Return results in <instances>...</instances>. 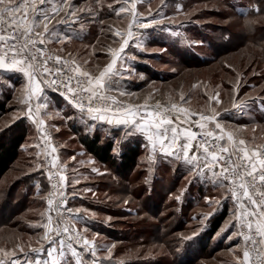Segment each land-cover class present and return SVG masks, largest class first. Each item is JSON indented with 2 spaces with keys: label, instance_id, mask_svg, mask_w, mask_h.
Segmentation results:
<instances>
[{
  "label": "rangeland",
  "instance_id": "374dc122",
  "mask_svg": "<svg viewBox=\"0 0 264 264\" xmlns=\"http://www.w3.org/2000/svg\"><path fill=\"white\" fill-rule=\"evenodd\" d=\"M164 2L167 7H162L161 0H138L137 11L142 17L150 18L158 10L174 17L175 23L164 24L180 35L153 27L141 30L143 50L134 46L135 40L130 41L133 46L126 52L136 59L129 58L127 65L134 71L119 78V90L135 95L119 98L139 104L147 99L153 108L159 102L164 109L175 103L194 113L215 107L227 131L235 132L250 145H264V108L259 104V98H264V0ZM75 3L93 9L81 14L82 28L79 22L71 27L75 35L84 33V40L48 45L97 72V66L102 70L110 62L108 46H118L114 40L119 38L113 37V31H126L129 20L117 17L108 8L109 4L119 8L116 0ZM176 5H182L181 11L177 12ZM253 5L261 11L250 10ZM12 79L15 90L0 77V134L8 135L17 125L24 127L25 137L0 180V248H16L21 255V248L28 253L39 246L44 232L40 225L46 222L48 212L45 191L36 188L43 180L42 149L35 147L40 144V131L18 111L24 78L15 74ZM113 93L118 96V92ZM215 94L219 103H215ZM49 97L52 103L45 111L55 113L51 119L45 118V127L51 132L50 145L57 148L62 174L69 182L79 181L68 188L71 194L73 189L77 193L71 207L89 210L83 214L85 221L76 226L80 230L87 227L84 235L98 245V258L103 264H235L242 256L236 247L243 246L242 239H227L236 229L220 233L225 222L233 218L234 208L231 199H224L223 189L211 181L193 179L185 166L163 157L158 148L153 152L146 147L143 137L125 135L124 126L81 120L79 113L57 95L49 92ZM234 100L248 101L251 107L233 109ZM67 116L73 119L62 118ZM72 125L90 134L96 130L117 148L131 138L142 150L137 165L128 174L114 173L109 164L99 162L79 144ZM117 152L115 149L114 154ZM86 188L92 191L84 192ZM206 197L211 200L206 201ZM224 208L226 216L212 231L211 221ZM109 248L110 254L106 251ZM91 259L86 255V260Z\"/></svg>",
  "mask_w": 264,
  "mask_h": 264
},
{
  "label": "snow or ice",
  "instance_id": "6c2138e0",
  "mask_svg": "<svg viewBox=\"0 0 264 264\" xmlns=\"http://www.w3.org/2000/svg\"><path fill=\"white\" fill-rule=\"evenodd\" d=\"M116 3L121 6L114 8L109 4L108 8L117 17L129 20L127 30L113 31V37L119 38L114 40L118 46H108L110 62L102 70L97 66V72H93L70 55L65 59L46 47L50 43L63 45L65 41H71L73 35L62 34L60 26L70 29L79 22L82 28L81 14L91 13V7H81L75 0H0V70H3L0 77L11 84L13 90L16 82L12 76L19 74L24 78L19 89L21 107L18 111L42 133L44 145L51 144V135L45 130V118L51 119L55 115L45 111L52 103L49 92L76 110L81 120L124 126L125 135L143 137L146 147L153 152L158 148L163 157L173 158L172 162L185 166L193 179L211 181L224 190V199H231L234 208L233 218L225 222L220 233L229 228L236 229L227 239L240 237L243 241V246H236L241 249L242 256L236 258L235 264H264V145H250L247 140L237 138L235 132L227 131L219 122L215 107L194 113L175 103L170 109H164L159 102L153 108L147 99L143 104H126L120 99L135 95L119 90V78L125 73L131 76L134 71L127 65L129 58L136 59L126 52L133 46L130 41L135 40L134 46L143 50L139 43L144 35L141 30L157 27L172 36L180 33L164 24L165 21L175 23V18L162 11L158 10L150 18L142 17L137 11L138 0H122V3L116 0ZM161 4L168 6L164 0ZM181 9L182 5H176L177 12ZM250 10L261 11L256 5ZM122 14L125 15L122 17ZM113 92H118V96ZM215 95V103H219L218 94ZM180 99L183 100V96ZM208 99L212 101L213 97ZM259 104L264 108V98H259ZM232 107L243 111L251 104L234 100ZM15 118L21 119V116ZM62 118L73 119L72 116ZM52 127L59 131V127ZM35 147L43 146L38 142ZM42 154L45 163L40 170L46 169L53 190L46 197L50 214L40 225L44 229L43 236L38 241L39 246L31 248L30 252L25 253L21 248V255H17L16 248L11 251L0 248V264H103L98 258V245L84 235L87 227L83 230L76 227L85 221L83 214L89 210L68 207L65 188L79 181L69 182L62 174L55 146L45 147ZM39 156L38 153L37 159ZM92 171L98 170L92 168ZM36 188L39 190L41 185L37 183ZM83 191L92 190L86 188ZM76 194L73 189L72 197ZM106 251L110 254L111 248ZM86 255L92 259L86 260Z\"/></svg>",
  "mask_w": 264,
  "mask_h": 264
},
{
  "label": "trees",
  "instance_id": "16d2710c",
  "mask_svg": "<svg viewBox=\"0 0 264 264\" xmlns=\"http://www.w3.org/2000/svg\"><path fill=\"white\" fill-rule=\"evenodd\" d=\"M0 108L3 109V106L0 105ZM23 128L16 125L8 135L0 134V180L10 168L11 163L16 159L19 149L24 142L25 129ZM72 128L79 144L96 160L109 164L114 169V173L120 176L128 174L137 165L138 156H140L142 150H140L138 143L134 142L131 138H128L122 147L117 148L113 144V141L106 136H101L96 130L90 134L81 132L75 125H72ZM115 149L118 151L117 155L114 154ZM41 173L43 180L40 184V190L45 191L46 176L44 170ZM68 204L73 206V197L70 191ZM226 214V209L224 208L213 218L210 226L212 231L221 224Z\"/></svg>",
  "mask_w": 264,
  "mask_h": 264
},
{
  "label": "built area",
  "instance_id": "2783aa9c",
  "mask_svg": "<svg viewBox=\"0 0 264 264\" xmlns=\"http://www.w3.org/2000/svg\"><path fill=\"white\" fill-rule=\"evenodd\" d=\"M46 47L48 48V49H50L51 51H53V52H55L49 45H46ZM56 54H59V53H57V52H55ZM59 55H61L62 57H64L65 59H67V58H69V56H67V55H62V54H59ZM114 94V93H113ZM115 95V94H114ZM62 99V98H61ZM63 100V99H62ZM64 101V100H63ZM126 104L128 103L127 101H125V100H123ZM65 102V101H64ZM66 103V102H65ZM45 130L47 131V132H49L50 133V135H51V132H50V130L48 129V128H46L45 127ZM41 135H42V133L41 132H39V141H40V145H42L43 147H41V149H42V153L44 152V148L45 147H51V145H44V140L43 139H41ZM41 158H42V165L45 163V159H44V155L42 154L41 155ZM44 173H45V176H46V169H44ZM55 182V181H54ZM51 191H53L52 189H51V187H50V185H49V182H48V180H47V176H46V190H45V195H44V202H45V206H46V209H47V212H48V205H47V199H46V197L48 196V194H49V192H51ZM65 194L68 196V199H69V191H68V187H66L65 188ZM232 201V200H231ZM232 203H233V201H232ZM234 204V203H233ZM68 207H71L69 204H68ZM72 208V207H71ZM50 213L48 212V215H49ZM77 227V226H76ZM77 229H79L78 227H77Z\"/></svg>",
  "mask_w": 264,
  "mask_h": 264
},
{
  "label": "crops",
  "instance_id": "0c3cea01",
  "mask_svg": "<svg viewBox=\"0 0 264 264\" xmlns=\"http://www.w3.org/2000/svg\"><path fill=\"white\" fill-rule=\"evenodd\" d=\"M73 26V25H72ZM71 26V27H72ZM60 32L62 33V34H64V35H68V34H71V35H73V39H77V40H84V36H85V34L84 33H80L81 35H75L74 33H73V31H72V29L70 28H68V27H66V26H60ZM40 232H42V231H40ZM44 233V232H43Z\"/></svg>",
  "mask_w": 264,
  "mask_h": 264
}]
</instances>
